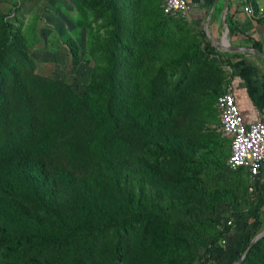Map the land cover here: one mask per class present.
<instances>
[{
	"label": "rangeland",
	"instance_id": "374dc122",
	"mask_svg": "<svg viewBox=\"0 0 264 264\" xmlns=\"http://www.w3.org/2000/svg\"><path fill=\"white\" fill-rule=\"evenodd\" d=\"M162 3L0 0V145L29 130L45 150L53 199L65 214L90 193L98 204L116 202L119 216L141 207L169 216L167 224L77 232L38 250L11 241L10 249L0 246V264H202L197 247L224 248L225 218L255 207L260 194L245 172L227 166L229 139L220 131L217 98L232 70L216 43H230L226 30L214 35L189 13L166 15ZM89 86L114 124L111 146L96 153L88 148ZM12 229L0 220V234ZM257 248L264 264V240Z\"/></svg>",
	"mask_w": 264,
	"mask_h": 264
},
{
	"label": "trees",
	"instance_id": "16d2710c",
	"mask_svg": "<svg viewBox=\"0 0 264 264\" xmlns=\"http://www.w3.org/2000/svg\"><path fill=\"white\" fill-rule=\"evenodd\" d=\"M253 47L262 49L257 41L253 43ZM0 68H6L1 61ZM5 98V88L0 84V109ZM83 99L95 124L88 148L92 153H96L111 146V143L107 142L113 134V115L101 103L100 95L96 94L92 87H87ZM69 107L71 110L77 108L74 102H71ZM29 134L27 130L25 133L8 136L5 145H0V220L8 219L13 224L10 234H0V246L4 249H10L11 241H20L29 248L38 250L50 244H60L67 236L77 232L90 235L105 228L113 227L117 230L125 224L150 219L164 224L169 222L167 213L146 207L124 212L119 216L121 210L115 208L116 202L98 204L90 193L75 199L70 214L63 213L53 199V176L46 164L45 150L40 143L33 141ZM112 148L117 146L112 145ZM237 171L246 173L243 168ZM246 176L248 178L247 173ZM262 176V180L254 185L260 194L255 207L248 212L233 213L232 223L223 225L219 237L226 240L224 248L215 243L210 247H197V253L204 256L202 264H226L227 261L234 264L264 227V169ZM26 205L37 206L64 233L57 232L49 221H43L36 214L30 213ZM263 240L264 235L250 247L238 264H258L260 257L257 245ZM78 264L102 263L89 260Z\"/></svg>",
	"mask_w": 264,
	"mask_h": 264
},
{
	"label": "crops",
	"instance_id": "0c3cea01",
	"mask_svg": "<svg viewBox=\"0 0 264 264\" xmlns=\"http://www.w3.org/2000/svg\"><path fill=\"white\" fill-rule=\"evenodd\" d=\"M188 1V13L196 21H204L214 35L221 28L226 30L230 43L223 40L227 44L255 49L253 43L257 41L264 52V0ZM245 5L252 7L253 12H245ZM221 55L231 67L232 85L244 122L264 121V55L244 49H226Z\"/></svg>",
	"mask_w": 264,
	"mask_h": 264
},
{
	"label": "built area",
	"instance_id": "2783aa9c",
	"mask_svg": "<svg viewBox=\"0 0 264 264\" xmlns=\"http://www.w3.org/2000/svg\"><path fill=\"white\" fill-rule=\"evenodd\" d=\"M188 0H163L162 11L166 15L188 13ZM243 10L252 13L253 9L245 5ZM261 12V9H258ZM220 115V131L229 139V154L226 164L230 169L243 168L250 184L255 185L263 178L264 169V121L245 123L236 103L235 88L230 84L217 98ZM231 217H226L224 224L230 225ZM225 238L220 240L225 244Z\"/></svg>",
	"mask_w": 264,
	"mask_h": 264
},
{
	"label": "water",
	"instance_id": "95a60500",
	"mask_svg": "<svg viewBox=\"0 0 264 264\" xmlns=\"http://www.w3.org/2000/svg\"><path fill=\"white\" fill-rule=\"evenodd\" d=\"M219 47L222 48H226L229 50H233V49H244V50H250L254 53L260 54V55H264V52L260 49H250V48H245V47H238V46H232L226 43V41H224V43L218 44ZM261 235H257L252 242L250 243L249 247L246 249V251L240 256V258H238V260L234 263V264H238L246 255V253L249 251L250 247L254 244V242L260 237Z\"/></svg>",
	"mask_w": 264,
	"mask_h": 264
}]
</instances>
